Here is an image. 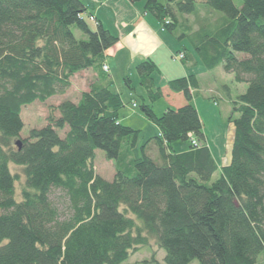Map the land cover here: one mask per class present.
Wrapping results in <instances>:
<instances>
[{"label":"trees","instance_id":"16d2710c","mask_svg":"<svg viewBox=\"0 0 264 264\" xmlns=\"http://www.w3.org/2000/svg\"><path fill=\"white\" fill-rule=\"evenodd\" d=\"M128 1L143 2L165 32L187 39L181 62L192 51L206 70L221 67L247 84L231 104L230 163L218 168L206 145L193 104L196 76L155 88L159 70L150 59L135 66L148 100L175 97L179 105L161 117L141 105L159 134L131 160L139 131L120 122L124 103L103 71L117 38L99 23L92 31L79 0H0V264H127L150 240L165 264H257L264 253V0ZM200 8L224 18L196 30L180 22ZM72 28L86 40H76ZM88 70L96 82L78 101H62L58 117L50 109L43 128L13 145L22 108L63 95ZM192 137L203 145H192ZM178 141H190L185 152L171 150ZM148 146L158 161L146 155ZM97 150L115 164L111 181L95 172ZM10 166L24 178L19 200ZM53 191L67 199L65 218Z\"/></svg>","mask_w":264,"mask_h":264},{"label":"rangeland","instance_id":"374dc122","mask_svg":"<svg viewBox=\"0 0 264 264\" xmlns=\"http://www.w3.org/2000/svg\"><path fill=\"white\" fill-rule=\"evenodd\" d=\"M90 8L92 7L90 6ZM83 17L90 29L95 31L96 25L89 22L87 15H84ZM217 18L223 19L224 15L219 12L207 11L204 8H200L198 9L196 15L188 16L187 19L186 17H183L180 19V22L184 23V20H186V25L196 30L200 24L216 22ZM108 19H110V21H114L111 16H109ZM113 27L115 26L111 23V30L109 31L111 34L114 33ZM72 32L76 40H86V37L80 31L72 28ZM181 33H183L181 29H177L175 34L179 36ZM165 35L170 38L174 47L172 49V54L170 53L171 56L169 57H164V52L160 53V59L156 63L159 72L153 76L154 86L155 88H163L166 85V81L168 79L167 77H172L176 71L182 68L186 69L189 75H196L198 78V90L195 92L193 104L198 112L199 119L203 127L206 145L210 149L211 155L218 168L228 166L230 163V152L233 138L231 120L236 117L232 116L231 104L235 101L237 96L246 91L247 84L237 83L234 80V76L232 74L225 73L221 67L211 71L206 70L192 51H190L192 60H184L181 62L178 52L180 51L181 46L189 48L187 39L185 38L183 40L182 38L181 40H178L167 32ZM193 61L195 64H193ZM137 64L135 63L131 66L129 70L130 72L128 74H124L123 76L121 75V67H118L119 70L117 69V71H114L113 74H110V76L107 72H105L109 76V80L111 79L112 81L110 90L113 93L120 94L124 103V107L119 111L120 122L123 126L139 131L135 148L132 150L130 156L131 160L140 158V148L148 139L158 135V128L141 112V105L146 104L150 106L156 117H161L167 108L174 109V107L179 105L175 97L169 98L166 96L150 102L144 90L139 85L135 70V66ZM118 65H120V62H118ZM176 68L178 69L176 70ZM125 78L129 79L131 90L124 85L123 80ZM93 82H96V75L90 70L82 71L75 74L71 78L70 87L63 95L54 96L44 103L34 102L31 105L23 107L21 111L23 129L19 138L13 141V145L16 142H19L20 139L27 138L29 131L43 128L46 125V120L49 114L51 113L50 109L53 110V116L58 117V113L55 111L56 107L65 100L77 102L81 93L86 92ZM66 132L67 131L65 129L59 131L58 133L59 136L63 138ZM192 140L199 146L203 145L195 137H192ZM189 145L190 141H178L171 145V150L175 153H182L188 149ZM146 155L151 157L153 160L158 161L156 147L148 146ZM114 166L115 164L113 161L105 159L103 152L99 150L95 151L94 169L95 172L104 180H112L114 175ZM10 171L12 174H18L19 176L18 182L15 183V198L19 200L20 190L24 183V178L22 176L21 169L10 166ZM218 175L219 172L217 171L213 175L212 181H215L218 178ZM50 200L59 209L62 216L61 218H65L68 215L69 210L68 202L64 195H62L59 191H53L50 195ZM163 259L164 252L158 249L153 240H150L149 248H142L133 253L127 264H142L143 262H148L149 264H165ZM194 264H196V262H194ZM257 264H264V253L260 254L257 258Z\"/></svg>","mask_w":264,"mask_h":264},{"label":"crops","instance_id":"0c3cea01","mask_svg":"<svg viewBox=\"0 0 264 264\" xmlns=\"http://www.w3.org/2000/svg\"><path fill=\"white\" fill-rule=\"evenodd\" d=\"M79 1L87 8L88 19L93 17L94 21L89 20L90 23L95 25L99 23L108 31L111 30V23L115 26L112 35L117 38V43L107 50L105 59L109 76L117 69L119 70L118 67H121L122 76L128 74L131 66L146 59H150L156 65L161 52H164V57L171 56L173 43L165 35L166 32L162 30L159 23L144 12L143 2L131 4L128 0ZM109 16L113 17L114 21H110ZM193 64H195L194 61ZM188 75L187 70L182 68L176 71L172 77H167V81Z\"/></svg>","mask_w":264,"mask_h":264},{"label":"built area","instance_id":"2783aa9c","mask_svg":"<svg viewBox=\"0 0 264 264\" xmlns=\"http://www.w3.org/2000/svg\"><path fill=\"white\" fill-rule=\"evenodd\" d=\"M91 21H93V18H90ZM179 58L182 59V55H179ZM103 71L104 72H107L108 71V68L106 66H103ZM191 144L192 145H197L195 141L191 140Z\"/></svg>","mask_w":264,"mask_h":264},{"label":"water","instance_id":"95a60500","mask_svg":"<svg viewBox=\"0 0 264 264\" xmlns=\"http://www.w3.org/2000/svg\"><path fill=\"white\" fill-rule=\"evenodd\" d=\"M19 143H17V145H18Z\"/></svg>","mask_w":264,"mask_h":264}]
</instances>
